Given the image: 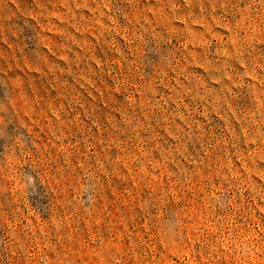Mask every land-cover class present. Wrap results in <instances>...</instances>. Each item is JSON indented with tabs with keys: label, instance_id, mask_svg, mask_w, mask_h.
Returning <instances> with one entry per match:
<instances>
[{
	"label": "rangeland",
	"instance_id": "obj_1",
	"mask_svg": "<svg viewBox=\"0 0 264 264\" xmlns=\"http://www.w3.org/2000/svg\"><path fill=\"white\" fill-rule=\"evenodd\" d=\"M0 264H264V0H0Z\"/></svg>",
	"mask_w": 264,
	"mask_h": 264
}]
</instances>
